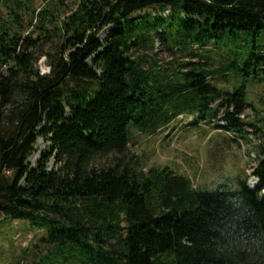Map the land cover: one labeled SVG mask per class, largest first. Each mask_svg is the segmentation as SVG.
<instances>
[{"label": "trees", "instance_id": "1", "mask_svg": "<svg viewBox=\"0 0 264 264\" xmlns=\"http://www.w3.org/2000/svg\"><path fill=\"white\" fill-rule=\"evenodd\" d=\"M77 1L58 20L47 5L30 9L34 0H0V215L47 227L43 263L264 264V148L254 191L246 180L197 189L128 158L134 133L156 135L184 115L211 123L227 107L223 128L243 134L244 90L216 86L234 65L225 57L209 71L130 53L161 41L195 57V46L258 36L264 0ZM245 66L264 73V54ZM39 139L50 146L31 168Z\"/></svg>", "mask_w": 264, "mask_h": 264}, {"label": "rangeland", "instance_id": "2", "mask_svg": "<svg viewBox=\"0 0 264 264\" xmlns=\"http://www.w3.org/2000/svg\"><path fill=\"white\" fill-rule=\"evenodd\" d=\"M77 4V0H34L29 8L38 13L40 8L47 5L56 19L63 20L77 8ZM0 16L7 17V9L1 5ZM24 17L28 25L32 19L31 12L24 11ZM111 29H105L100 39H105ZM46 49L49 50V46ZM177 50H168L164 43L157 41L154 46L133 49L130 54L135 58L154 60L164 66L176 61L208 64L209 71L219 69L225 63V57L230 64H234L228 71L229 76L213 80V83L217 84L220 80L216 86L223 93L244 90L248 106L240 118L243 125L239 130L243 134H230L223 128L226 124L222 118L227 107L220 108L211 123L207 120L196 123L195 118L184 115L156 135L134 133L128 158L137 161L145 172L153 168H168L190 179L197 189L214 190L220 184H227L230 189L237 190L240 188L238 182L245 180L248 188H251L258 183L253 172L261 162L260 151L264 148V73H256L253 67H246L245 64L250 52L264 54V33L233 38L220 44L219 48L213 43L204 49L195 46V57L186 58ZM37 68L42 75L49 73L46 57L39 60ZM216 124L220 127H216ZM49 146L46 140L37 141L28 163L31 168L35 167ZM50 165L52 168L57 167L54 160ZM47 230V227L38 229L27 221L0 215V264H52L51 260L41 261L49 252V247L40 244ZM54 264L70 263L62 258Z\"/></svg>", "mask_w": 264, "mask_h": 264}]
</instances>
